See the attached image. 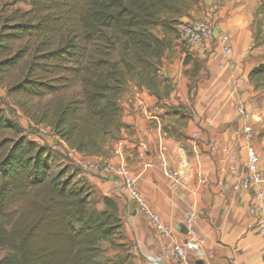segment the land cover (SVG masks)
<instances>
[{"label": "trees", "instance_id": "obj_1", "mask_svg": "<svg viewBox=\"0 0 264 264\" xmlns=\"http://www.w3.org/2000/svg\"><path fill=\"white\" fill-rule=\"evenodd\" d=\"M16 2L28 6L15 8ZM0 10V88L35 125L78 154L99 156L125 126L119 100L136 81L167 99L162 57L198 0H18ZM255 17L264 18V0ZM160 28L162 36L153 33ZM189 93L201 63L187 51ZM248 80L264 82V63ZM167 82V83H166ZM162 88V93L160 89ZM28 106V107H27ZM60 160H65L60 155ZM0 108V264H132L118 197L61 167ZM98 205L101 208H98ZM102 244L117 254L104 262Z\"/></svg>", "mask_w": 264, "mask_h": 264}, {"label": "crops", "instance_id": "obj_2", "mask_svg": "<svg viewBox=\"0 0 264 264\" xmlns=\"http://www.w3.org/2000/svg\"><path fill=\"white\" fill-rule=\"evenodd\" d=\"M261 1L198 0L191 18L216 23L218 34L228 39L230 55L222 57L217 35L192 47L175 40L162 58L161 72L172 91L160 102V109L155 111L156 97L133 82L127 83L119 100L120 121L125 128L117 141L123 144L139 192L152 213L174 231L176 240L182 239L181 219L198 211L196 229L204 241L203 264H264V246L255 218L249 213L252 197L241 187L248 143L259 154L264 174V90L255 89L248 80L249 72L264 63V40L256 42L254 31ZM185 51L201 63L193 93H189L190 80L184 74L191 68L183 64ZM239 102L245 104V119L236 112ZM179 106L183 111L169 112L168 108ZM195 131L200 134L197 141L190 139ZM58 142V152L96 195L115 196L113 176L102 177L96 168H82L111 160L116 142L99 156L74 153ZM137 145L145 148L143 159L137 157ZM210 147L215 150L211 152ZM118 205L124 221V242L131 247L134 264H151L150 259L159 256L166 239L133 204L128 206L120 198ZM161 264L172 263L163 260Z\"/></svg>", "mask_w": 264, "mask_h": 264}, {"label": "built area", "instance_id": "obj_3", "mask_svg": "<svg viewBox=\"0 0 264 264\" xmlns=\"http://www.w3.org/2000/svg\"><path fill=\"white\" fill-rule=\"evenodd\" d=\"M218 29L219 27L216 23L203 19L187 20L178 27L180 38L188 47L207 43L217 35L222 48V57L226 58L230 55L231 48L228 46L227 37L221 33L218 34ZM136 96L138 97V95ZM159 109L160 106L158 105L155 111ZM236 112L244 119L248 117L243 102L238 103ZM249 133L250 130L246 127L244 134L247 141L250 140ZM199 137V132L195 131L190 139L197 141ZM214 150L215 147H210L211 152ZM137 157L143 159L145 157L144 151L138 152ZM95 168L98 169L102 177H115L116 179L113 180L115 196L123 199L128 206L133 204L136 211L148 221L154 231L166 239L159 256L150 259L151 264H161L162 258L169 260L172 264H196L197 261L203 259L202 248L204 241L196 229V222L199 218L198 211L194 210L181 219L179 226L184 227L186 233L179 234L177 232L182 239L176 240L174 231L165 225L158 215L152 213L139 192L137 183L131 176L130 167L124 155L123 144L120 141H116V145L112 150L111 160L99 166L88 163L82 169L86 171ZM241 187L251 194L252 201L249 213L255 218V225L264 246V174L260 170L259 154L251 143H248L246 147L245 173L241 181ZM127 205L124 206L126 215L129 208Z\"/></svg>", "mask_w": 264, "mask_h": 264}, {"label": "rangeland", "instance_id": "obj_4", "mask_svg": "<svg viewBox=\"0 0 264 264\" xmlns=\"http://www.w3.org/2000/svg\"><path fill=\"white\" fill-rule=\"evenodd\" d=\"M16 1H18V0H0V10H1V8L4 5H9V4H12V3L16 2ZM16 3L17 4L15 5V8H19L21 10H27L28 9V6L25 5V4H23L22 2H16ZM192 9L189 11L188 16L187 17H184V18H186L185 21L192 19L191 18ZM176 31H177V37L178 38L175 39V38H173V36H170L171 45H170V47L167 50H169L173 46V42L175 40H181L180 35H179L178 26L176 27ZM254 31H255V36H256V40H257V41L255 40L256 42H261L262 40H264V18L263 17H258V18L255 17V20H254ZM153 33L155 35L159 36V37L162 36V32H161V29L160 28H155L154 31H153ZM182 44H184V43L181 42V45ZM188 65L191 66V68L189 69V70H191L193 68V64L190 63ZM161 68H162V65H161ZM160 76H162V77H160V81L162 82V84H165L164 79H166V78H164V76H163V74L161 72V69H160ZM129 82H133V83L136 84V86H138L137 83H136V81H134V80H131ZM138 87H140V86H138ZM258 89L259 90H264V82L261 84V86ZM160 91L162 93V88L160 89ZM171 91H172V89H171ZM167 99L165 98L161 102H163V101H165ZM0 108L4 109L5 114L8 117V119L9 120H12L21 129V131L23 132V135L25 137H27L30 140L35 141L36 143H38L40 145H47L48 147H50L51 150L55 153L56 158H57V161H59V163H60L59 165L61 167H64L65 165H68L66 160L65 161L60 160V155H62L61 153L58 152V149H59V145L60 144L58 142V139L55 136L52 135L50 128L47 125H45V124L35 125V123L32 121V119L30 118V116L26 112H24L17 104H15V102L11 98H9L6 95L5 90L3 88H0ZM168 109H169V112H171L173 114H178V111L180 109L183 111V108L180 107V106L179 107H176V108L170 107ZM119 139L120 138H118V140ZM116 141L117 140L111 141V142L105 144L103 146L104 147L103 149H105V148L107 149V146L110 143L113 144ZM137 146L139 147V151L138 152L144 151V149H145L144 147H142L140 145H137ZM59 150H61V149H59ZM103 151H105V150H103ZM70 171L71 172H74V170H72L71 166L69 165V172ZM91 192H92V196H98V195H96L94 193L92 187H91ZM98 208L100 209L101 206L98 205ZM123 242H124V239H123ZM101 247L103 248L104 253L102 254V256L100 257L99 260L102 261V262H104V261H106L108 259L113 258L117 254H120L117 250L112 249L108 244H102ZM3 255H4V251H2L0 253V257H2ZM131 259H132L131 260L132 264H134L133 258H131ZM163 260H167V259L162 258L161 261L163 262Z\"/></svg>", "mask_w": 264, "mask_h": 264}, {"label": "water", "instance_id": "obj_5", "mask_svg": "<svg viewBox=\"0 0 264 264\" xmlns=\"http://www.w3.org/2000/svg\"><path fill=\"white\" fill-rule=\"evenodd\" d=\"M115 179H116V178L113 177V180H115ZM180 231H181L182 233H186L184 227H180ZM196 264H203V262H202L201 260H199V261L196 262Z\"/></svg>", "mask_w": 264, "mask_h": 264}]
</instances>
